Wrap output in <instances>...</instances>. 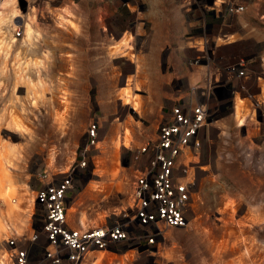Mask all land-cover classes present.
Returning <instances> with one entry per match:
<instances>
[{
    "label": "rangeland",
    "instance_id": "1",
    "mask_svg": "<svg viewBox=\"0 0 264 264\" xmlns=\"http://www.w3.org/2000/svg\"><path fill=\"white\" fill-rule=\"evenodd\" d=\"M208 2H193L197 11L209 8L211 12L205 24L190 32L199 36L194 39L199 51L188 42L186 54L197 73L193 86L209 91V106L219 111L206 128L208 140L202 153L191 158L196 162L188 221L165 230L148 250L92 251L82 264H244L246 244L251 242L255 264H264V115L253 117L254 101L264 104V0ZM228 2L243 5L244 10L225 15ZM65 6L72 16L59 13L65 17L60 21L57 12ZM144 7V0H15L14 8L13 0H0V38L9 43L15 39L7 73L0 68V112L16 96L30 109L25 117L20 104L15 105V114L29 131L9 127L10 117L0 119V152L5 144L18 146L14 166L8 169L16 189L12 197L18 204L9 215V201L0 198L1 221L15 222L16 217L19 234L29 235L37 223L32 213L35 205L26 210L25 194L31 190L34 197L40 170L65 172L85 148L89 164L69 195L70 225L100 226L114 213L130 210L137 168L144 162H137L134 155L155 138L159 120L178 96L174 88L185 86L182 76L188 73L185 62L182 71L173 73L172 64L162 56L156 62L149 60L150 27L143 17ZM13 9L20 14L12 16ZM5 18L11 23H4ZM25 22L40 31L39 40L25 42ZM18 50L22 59H45L44 52L49 53L39 77L31 68L26 74L33 82L43 79L51 88L35 108L25 100L29 85L18 83L13 64ZM240 59L250 60L247 76L228 79L226 66ZM213 83L231 88L217 98ZM125 88L140 99L142 113L124 103ZM237 102L242 124L234 114ZM92 121L97 134L95 143L87 147L86 132Z\"/></svg>",
    "mask_w": 264,
    "mask_h": 264
},
{
    "label": "built area",
    "instance_id": "2",
    "mask_svg": "<svg viewBox=\"0 0 264 264\" xmlns=\"http://www.w3.org/2000/svg\"><path fill=\"white\" fill-rule=\"evenodd\" d=\"M242 10L243 5L228 2L223 14ZM249 61L227 65V78L246 77ZM212 87L214 95L218 94L221 85L213 83ZM202 91L193 86L187 95L177 96L159 120L155 138L138 148L134 159L144 162L137 168L130 210L114 213L104 224L74 228L67 219L69 195L89 164L87 148L67 171L40 173L34 193L37 223L29 235L10 233L4 239L3 264H81L92 251L148 250L165 230L184 226L195 180L192 164L196 161L191 158L202 153L205 128L219 111L209 106V91ZM258 114L264 115V104L256 99L253 117ZM96 134L97 124L92 121L86 132L87 147L95 143Z\"/></svg>",
    "mask_w": 264,
    "mask_h": 264
},
{
    "label": "crops",
    "instance_id": "3",
    "mask_svg": "<svg viewBox=\"0 0 264 264\" xmlns=\"http://www.w3.org/2000/svg\"><path fill=\"white\" fill-rule=\"evenodd\" d=\"M218 1L219 2H217V0H209L208 3L209 5L213 3L218 4V3H221L223 0L221 1L218 0ZM193 2L194 0H144L145 7L143 9V17H144V20L147 21L150 27L149 56L151 58L149 60L151 62H156L162 56L166 64L167 63L172 64V66H170V70L173 73H177L180 70L182 71L183 64H184L183 62L186 63V68H188V73L186 75L184 74L185 76H182L185 79V86L183 88H174V92L177 93L178 96H181L182 91H185L191 88L197 82V79H198L197 73L193 70L192 67L189 66L190 59H188L187 57L186 50L189 47H191L188 44V42H191L193 43L192 47L196 48V51H199V48L195 44L196 40H194L198 38L199 36L192 35L190 34V32L195 27H198L200 24H205L207 17L210 18V16L208 15V12H211L209 8H206V10L205 8H203L200 10V12L197 11L193 7ZM216 38H218V36ZM165 49H166V52L164 53ZM229 83L231 82L229 81ZM230 88L231 86H227L226 84L223 83L221 87L219 88V92L224 91L227 93ZM219 92L218 94L215 95L217 98L219 97ZM211 124H212V121L209 125ZM206 128L204 132L205 142L208 140ZM42 171L43 170H40V173ZM30 191L25 194V195H28L26 197V200L28 202V207L26 208V210H28V208L30 207V201H29ZM33 192L35 193V191ZM32 206H34V197H33ZM16 207L13 208L12 202L9 201V207L7 209V212L13 215ZM33 212H34V209H33ZM0 216H1L0 220H2L1 212H0ZM13 219L15 222H12V220L10 219H9L10 222H8V220H4V223L10 226L9 227L10 231L6 232L7 235L13 232V230L18 235H22V234H19L15 230V228L17 229L18 225L13 227V225L17 224V221H18L17 218L15 217ZM4 233L5 232H3V234ZM4 235L5 237H7L6 234ZM128 251H132V250H126L124 252L117 253V254H126L125 252H128ZM94 262L95 261H93V263Z\"/></svg>",
    "mask_w": 264,
    "mask_h": 264
},
{
    "label": "clouds",
    "instance_id": "4",
    "mask_svg": "<svg viewBox=\"0 0 264 264\" xmlns=\"http://www.w3.org/2000/svg\"><path fill=\"white\" fill-rule=\"evenodd\" d=\"M4 7H8L7 4L4 5ZM13 7L15 8V0H13ZM33 13H35V9L32 10ZM59 13H66L67 16H72V11H70L69 7L65 6L62 9H59L57 14L59 15V20L64 21L65 17L64 15H60ZM19 10H15L11 13L12 16L19 15ZM4 23L10 24L11 20L8 18H5ZM32 23H35V16L32 17ZM66 23L71 24L72 21L68 20ZM61 27H63V24H60ZM74 28L76 27L75 24L72 25ZM41 36V33L39 30L35 32V35L33 36V28L31 25L27 28V35L25 37V42H30L32 39L39 40ZM15 43V39L12 38L11 42L3 40L0 38V57L3 58V64L0 65V68H2L3 73H7V62L8 58L11 55L12 50V44ZM49 53L46 51L44 52L43 56L45 59H22L21 53L18 50L15 54L13 64L17 71L18 76V83H23L29 85V94L25 97L26 101H29L31 103V106L33 108L38 106L39 102H44V91L45 90H51L50 85L46 84L43 79H37L35 82L32 81L31 77L26 75L29 72V69H35L36 75L39 77L40 72L39 70L44 67L45 60L48 58ZM23 66V67H21ZM13 95L15 96V89H13ZM20 104L19 111L21 114H23L25 117L27 116L30 109H28L24 102L21 101L20 97L16 96L15 99H10L8 102L4 105L3 112H0V119H4L5 117H10V123L9 127L15 126L17 129L21 131H29V129L24 125L22 122V119L20 116L16 115V108L15 105ZM12 107H9V106ZM59 118V117H58ZM17 145H12L9 147L7 144H5L4 149L2 152H0V198H3L6 202L11 200V197L15 194V186L12 183L11 180V173L9 172V167H13L12 160L16 159L18 156V153L16 152ZM11 157V159L9 158ZM14 208L15 205H12ZM10 215V213H9ZM15 227V225H13ZM0 232H8V225L5 224L3 221H0ZM4 258H7V254H4ZM0 264H3V259H0Z\"/></svg>",
    "mask_w": 264,
    "mask_h": 264
},
{
    "label": "bare ground",
    "instance_id": "5",
    "mask_svg": "<svg viewBox=\"0 0 264 264\" xmlns=\"http://www.w3.org/2000/svg\"><path fill=\"white\" fill-rule=\"evenodd\" d=\"M221 1V0H220ZM13 11H15V9H13L12 10V12ZM18 16V15H17ZM19 21V20H18ZM29 25H31L29 22H25V37H26V35H27V28H28V26ZM32 27V26H31ZM33 28V27H32ZM34 32H35V30L33 29V36H34ZM32 41V40H31ZM29 42V43H32V42ZM124 44H126V42L124 43ZM54 63V62H53ZM52 65V64H51ZM57 66V65H56ZM59 66V65H58ZM52 67V66H51ZM13 82H15V81H13ZM16 84L17 83H15V84H13L14 86H16ZM198 91V90H197ZM199 92V91H198ZM122 98H123V100H124V103H126V104H130V106H131V108H132V110H134L135 112H138V113H142L143 112V104H142V102L140 101V99H138L137 97H136V95H134L131 91H130V89L129 88H125L123 91H122ZM238 105H239V103L237 102V103H235L234 104V114H235V116L240 120V124H242V121H243V119H241L239 116H238V113H239V107H238ZM44 171V170H43ZM43 171L41 172V173H43ZM30 207L32 206V204H33V194H32V192L30 193ZM11 202H12V204L13 205H15L16 206V204H17V201H16V199L14 198V197H11V200H10ZM34 205L36 206V204H35V202H34ZM30 207L28 208V210H31L30 209ZM67 208H68V205H67ZM0 218H1V216H0ZM258 218V217H257ZM84 218H80V221H79V223L80 224H84ZM258 220V219H257ZM1 221V220H0ZM6 222V221H5ZM256 222V221H255ZM8 225V224H7ZM9 225H8V229H9ZM11 233H14V234H16V235H18L14 230H13V232H11ZM5 234V233H4ZM3 234V232H0V239L1 238H4L5 237V235ZM254 238V237H253ZM252 238L250 237H248V240L250 241ZM244 241V240H243ZM248 242V241H247ZM255 242V241H254ZM252 243L253 242H251V244H246V259H245V261H246V263H244V264H255V262H254V260H253V258H252V256H251V250H252V248H253V246L251 247V245H252ZM254 245L257 247V245L254 243ZM255 250V249H254ZM256 253V252H255ZM243 258V257H242ZM244 259V258H243ZM242 259V260H243Z\"/></svg>",
    "mask_w": 264,
    "mask_h": 264
}]
</instances>
